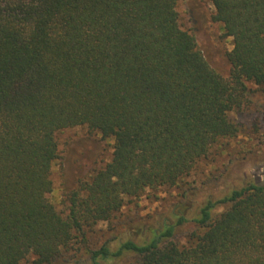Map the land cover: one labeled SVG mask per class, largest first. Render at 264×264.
<instances>
[{
	"label": "trees",
	"instance_id": "trees-1",
	"mask_svg": "<svg viewBox=\"0 0 264 264\" xmlns=\"http://www.w3.org/2000/svg\"><path fill=\"white\" fill-rule=\"evenodd\" d=\"M180 1L0 0V264H264V159L249 155L230 162L251 163L241 176L204 181L202 201L182 189L137 239L90 238L147 191L182 188L243 131L233 116L262 107L248 84L264 93V0H209L232 40L227 76ZM76 127L112 153L64 188L58 212L56 136Z\"/></svg>",
	"mask_w": 264,
	"mask_h": 264
},
{
	"label": "rangeland",
	"instance_id": "rangeland-1",
	"mask_svg": "<svg viewBox=\"0 0 264 264\" xmlns=\"http://www.w3.org/2000/svg\"><path fill=\"white\" fill-rule=\"evenodd\" d=\"M178 12L183 26L193 27L198 45L210 65L227 76L230 65L226 54L232 49V40L223 36L220 24L211 21L213 7L210 1L181 0L178 4ZM248 87L257 90L255 98L260 101L262 107L259 109L260 112L255 109L249 114L233 116L245 127L236 138L224 140L216 147L207 160L197 165L182 188L147 191L141 198L126 204L110 225L106 223L97 225L90 238L93 241L97 239L102 241L118 235L119 240L137 239L135 233L146 229L147 222L160 221L168 217L171 208L179 204L182 189L196 188L198 192L195 201L200 202L207 193L206 185L202 188L204 181L212 176H219L226 167H229L228 171L231 175L241 176L252 166L250 162L230 166L232 160L248 155L264 159V93L252 84H248ZM56 138L61 159L52 166L53 191L49 194V200L58 212H62L64 188L72 187L79 177L103 167L110 160L113 141L102 139L96 134H89L81 127L60 132ZM226 174L223 176L225 182L231 181L233 178L228 179ZM220 187L225 188L223 185ZM115 244L113 243L112 246ZM22 264H30V260Z\"/></svg>",
	"mask_w": 264,
	"mask_h": 264
}]
</instances>
